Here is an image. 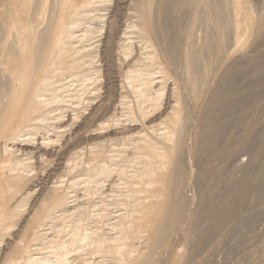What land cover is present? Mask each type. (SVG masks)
Wrapping results in <instances>:
<instances>
[{
    "label": "bare ground",
    "instance_id": "6f19581e",
    "mask_svg": "<svg viewBox=\"0 0 264 264\" xmlns=\"http://www.w3.org/2000/svg\"><path fill=\"white\" fill-rule=\"evenodd\" d=\"M262 47L264 0H0V264H208L264 202L220 132Z\"/></svg>",
    "mask_w": 264,
    "mask_h": 264
},
{
    "label": "rangeland",
    "instance_id": "374dc122",
    "mask_svg": "<svg viewBox=\"0 0 264 264\" xmlns=\"http://www.w3.org/2000/svg\"><path fill=\"white\" fill-rule=\"evenodd\" d=\"M111 1L112 0H110V4H111ZM104 12L105 11H103V13ZM107 16L108 15L103 16V18H106ZM98 20H101V19L98 18ZM98 20L96 21L97 24H99V22H100ZM97 24H95V26ZM262 48L258 49L259 52L256 51L255 54L253 53L252 55H254V58L255 57L258 58L257 60H259L261 58L260 61L264 65V63H263L264 54H262V53H264V51H263L264 47H262ZM256 53H258V54H256ZM258 55L260 57H257ZM261 55H262V57H261ZM263 65H261V64L258 65L260 67V68L258 67V69H257V71L259 72V74H258L259 77H257L258 75L254 74L253 78H252L251 77L252 75H250L249 73L244 74V76H243L244 78L240 77L239 80L236 81V83L233 85L234 88L232 87V89L230 91H228V94H231V95L232 94L234 95V94L237 93L239 95L238 96L239 98L237 97L239 102L237 101V103H235V105H234L237 108V110H235L236 109L235 107H234V109H233V107H231L232 111L233 110L234 111L232 112L230 110V112H232V114L229 116V117H231L229 124L224 126V128H220L219 127L220 128V132H222V130H223L222 134L224 133L223 136H225V139L228 138L229 141H231V142L233 141V146H237V145L241 144V145H243L245 147L244 148L245 151H240L241 152L240 153L241 154L240 155V159H241V161H243V162L245 161L246 163H248L247 169H244V171H245V173L247 175H249L251 177L250 183L251 184L254 183L255 185H257L258 181L260 179H262V177L264 176V159H263L264 157L262 158V160H260V162L258 161V159H256V161L253 160L254 158H256L258 156L260 157L263 154V152H264V84H263L264 83V80H263L264 79V75H263L264 74L263 73L264 66ZM261 74H262V76H261ZM242 82H243V84H242ZM237 83H238V85H237ZM256 83H258L259 85L256 84ZM261 83H262V85H261ZM257 87H258V89H256ZM250 90H252V91H250ZM88 110H90V109H88ZM88 110L86 112H88ZM65 136L66 135H64V134H63V136L61 135L60 136V140H63V138H65ZM60 140H59V142L61 143ZM222 144L226 145V142H224ZM203 157H204V154L200 158H203ZM235 164H236V162L232 164L231 169L228 172V175L230 176L229 179H233L234 175L235 176L236 175L240 176L243 173L242 171L240 172V171H237V169H235V167H234ZM36 171L37 170H33L32 174H34ZM204 176L207 177V175H204ZM201 177H202L201 181H204V177L203 176H201ZM55 178L56 177L54 176V179ZM62 178L67 179L68 177L67 178L61 177V179ZM54 179H51V181L52 180L53 181H57L56 180L57 178L55 180ZM205 183L206 182H204L202 185H205ZM255 188L256 187H254L253 190H255ZM80 189L77 188V192L76 193L78 195L82 194V190H80ZM195 191L198 192L197 195H196V196H198L197 198H199V196L202 195L203 193H204L203 195L207 194V190H206L205 187H204V189L195 188ZM199 193H200V195H199ZM81 197H83V195ZM81 197H80V199H81ZM255 199H256V197H255L254 193H252V195L250 196V199L248 198L247 200L242 202L243 215H245V214L247 215L248 214L247 215L248 218L246 219L247 223H245L247 227L245 226V224H243V225L240 224V227H239L238 221L235 220L237 222V225H236V222H235V223H233V226H231V228L233 227L234 230L231 229L224 236L221 235V236H219L220 238L218 237L217 239H214L211 242L212 244L215 245V249L216 250H213L212 252L211 251L207 252V256L206 257H208V258L210 257L209 259L207 258L208 259V261H207L208 264H226V263L227 264H232V263L233 264H238V263H240V261H242L244 259V257L247 260V257L250 254H251L252 260H255L257 258L258 260L256 259L255 261H261L262 259H264V202H258ZM257 202H258V204H257ZM30 203H32L31 200L28 203V206H27L28 209H30V205H31ZM249 218L251 219V222H250ZM241 227L243 229H241ZM18 228H19V226H18ZM232 231H234L235 233L232 232ZM239 234H240V236H239ZM224 237H226V238H224ZM246 238H248V239H246ZM251 238H254V239H251ZM236 239H238V240H236ZM4 243H3V245L6 246V244H4ZM32 243H35V241H32ZM32 243H30V244L32 245ZM216 243H217V245H216ZM3 245H1V247H2L1 250H3V248L5 247ZM247 251H248V253H247ZM254 253H256V254H254ZM208 254H210V255H208ZM252 254H254V255L252 256ZM73 255L74 254H72V257H73ZM241 255H243V257ZM72 257H71V259H72ZM100 257L101 256H97L96 258L99 259ZM76 261L79 263L78 260H76ZM77 262H75V263L78 264ZM75 263H73V264H75ZM108 263L111 264L110 260H108V262L105 261L104 264H108ZM96 264H99V263H96ZM158 264H166V261H164V259L162 261L159 260Z\"/></svg>",
    "mask_w": 264,
    "mask_h": 264
}]
</instances>
